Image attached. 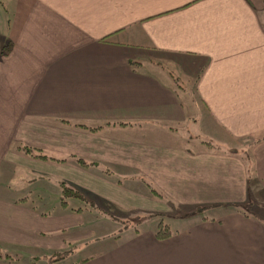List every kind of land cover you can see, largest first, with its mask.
Instances as JSON below:
<instances>
[{"label": "crops", "instance_id": "1", "mask_svg": "<svg viewBox=\"0 0 264 264\" xmlns=\"http://www.w3.org/2000/svg\"><path fill=\"white\" fill-rule=\"evenodd\" d=\"M0 7V264L17 248L59 254L91 237L84 222L139 217L150 225L97 235L112 242L80 264H264V219L246 208L264 170V0ZM37 181L77 186L84 206L58 194L61 213L39 210ZM10 182L28 184L16 202Z\"/></svg>", "mask_w": 264, "mask_h": 264}, {"label": "rangeland", "instance_id": "2", "mask_svg": "<svg viewBox=\"0 0 264 264\" xmlns=\"http://www.w3.org/2000/svg\"><path fill=\"white\" fill-rule=\"evenodd\" d=\"M1 8V7H0ZM5 24H4V20L2 19V15H0V28H4ZM210 145V144H208ZM211 147H213L215 149V152H221V149L218 148V146L216 144H211ZM29 148V147H28ZM35 149V148H34ZM38 150V149H35ZM39 152H42L41 149H39ZM46 158V157H45ZM43 158V159H45ZM246 160V165H247V170H249V172H251L253 169H251L250 167V160L249 159H245ZM254 160V159H253ZM252 160V161H253ZM55 161V160H54ZM81 161V163H80ZM55 162H59V161H55ZM77 162L82 165V166H86L87 163H85L82 159H77ZM253 166V165H252ZM61 167V165H60ZM61 168H59L56 165L55 170H60ZM254 171V170H253ZM257 175H259L260 177V181L257 178H253L250 177V181L254 182L255 180H257L259 182L258 183H253L251 185V188L253 190V195L255 196L256 200L254 201V203L252 204V207H246L248 212L251 214L253 213L254 215H258L259 217H262L264 219V170H257ZM76 173L73 171L72 172V176H74ZM255 175V176H257ZM258 177V176H257ZM71 179H77V178H71ZM146 184L148 185V187H150L151 191H153L155 193V195H159V193L154 190L149 183V181H145ZM10 187L9 192L5 193L2 192V194L8 198L11 199V201L16 202L18 200V195L20 194V192L23 193L28 191V184L26 185L25 183L23 184V190H19V184L18 183H8ZM46 181L42 182V181H37V183L33 184L32 186L29 185L28 187H30V191L31 189L33 190V192H31V196H30V201L34 200V206L38 207L39 210H41L42 205L45 203V201H51L54 200V205H55V213L59 214L61 213V207L59 205V203H56L57 201H62L60 198L57 197L58 194H61L62 199H65V201L68 200L70 207H74V205H81L84 206V204H81V201H79V199H85L84 195L82 196V194L79 191H76L74 189H77V186L70 184V186L72 188L70 193L67 194V192L63 189V187L58 188V186H56L55 191L51 190V186L48 185L46 186ZM45 185V186H44ZM37 186H42L43 188L40 190V188L37 189ZM35 187V189H33ZM45 188V189H44ZM44 189V190H43ZM26 190V191H24ZM20 191V192H19ZM29 191V192H30ZM76 192L79 194V196L74 197L73 194H76ZM40 194L44 197V200L42 202H40L39 200H37V197L35 194ZM55 195V196H54ZM69 195V196H68ZM91 198L89 199H95V197L90 196ZM68 198V199H67ZM59 199V200H58ZM12 202V203H13ZM96 203H100L99 200H96ZM44 208V207H42ZM88 210H90L91 212H93V210L89 209V207H86ZM52 208L49 207V210H51ZM198 209H202V207H197L192 208L190 210H185L182 213L183 214H188V213H194L195 211H198ZM68 212V211H67ZM263 212V213H262ZM209 214V212H206ZM70 214V213H69ZM86 214V212H85ZM179 214V213H177ZM174 214V215H177ZM262 214V215H261ZM89 213L87 212L86 217L89 218ZM72 217V216H71ZM82 218L84 219V217L82 216ZM72 219V218H71ZM80 220V218H78ZM72 221V220H71ZM168 223L170 225H173L172 220H167ZM123 222V223H122ZM119 222V223H115V222H92V223H86L84 222L86 228L92 232L91 237H88L87 239H83L81 241L78 242H74L71 244V247L68 248L67 250L60 252L59 254H52V252H48L49 250H32L31 248H17L16 252H17V258H19L18 260V264H80V259L82 258V256L86 255L88 252L94 251L96 246H101L102 244H110L112 242V239L108 238V237H104L101 240L96 239L97 235H102V234H108L112 231L115 230H119L122 229V235L126 236L128 233H130V231L126 230L127 228H129V225H135L137 226L138 229H143L146 228V226L150 225L149 220L146 219L145 217H139V218H133V219H129V218H125L124 221ZM83 224H81V229L84 227ZM166 226V225H163ZM173 227V226H172ZM79 229V227H76L75 229H70V231ZM87 247L86 249L83 250L84 247ZM7 248V249H5ZM9 248L0 245V257L3 258L5 257L4 254H7L8 256L11 255L9 254ZM83 256V257H84ZM12 258H16V255H12Z\"/></svg>", "mask_w": 264, "mask_h": 264}, {"label": "trees", "instance_id": "3", "mask_svg": "<svg viewBox=\"0 0 264 264\" xmlns=\"http://www.w3.org/2000/svg\"><path fill=\"white\" fill-rule=\"evenodd\" d=\"M23 151L25 152V153H30L31 155H33V156H37V157H40V158H45V156L44 155H42L41 154V152H39V150H35V149H33V148H28V147H23ZM80 163H81V161H80ZM82 164V163H81ZM62 184V183H61ZM63 187V189L67 192V194H69L70 193V191H71V189L70 188H68V187H66V186H62ZM71 194H73L74 195V197H76V196H79V194L76 192V194H74V193H71ZM69 196V195H68ZM159 227L160 228H158V230L156 231V233H155V235H156V237L157 238H163L164 236H166L168 233H167V228H166V226H161V224L159 225Z\"/></svg>", "mask_w": 264, "mask_h": 264}]
</instances>
